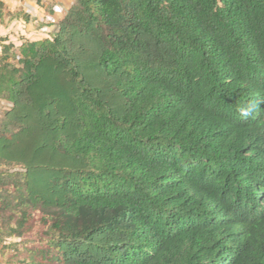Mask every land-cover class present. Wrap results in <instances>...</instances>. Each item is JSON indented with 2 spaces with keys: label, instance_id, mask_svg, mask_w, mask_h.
I'll return each instance as SVG.
<instances>
[{
  "label": "trees",
  "instance_id": "1",
  "mask_svg": "<svg viewBox=\"0 0 264 264\" xmlns=\"http://www.w3.org/2000/svg\"><path fill=\"white\" fill-rule=\"evenodd\" d=\"M65 12L0 37V264H264V0Z\"/></svg>",
  "mask_w": 264,
  "mask_h": 264
},
{
  "label": "crops",
  "instance_id": "2",
  "mask_svg": "<svg viewBox=\"0 0 264 264\" xmlns=\"http://www.w3.org/2000/svg\"><path fill=\"white\" fill-rule=\"evenodd\" d=\"M3 3V11L14 12V11H23L28 13L33 19L27 23L22 22L21 20H8V17L5 16L3 23H0V37L7 36L11 39H17L19 37L32 38L33 35L38 32L34 24L38 21L40 22L41 18L37 16L38 7L37 1L34 0H0ZM55 20V18L53 19ZM54 27L51 26L47 30H52Z\"/></svg>",
  "mask_w": 264,
  "mask_h": 264
},
{
  "label": "rangeland",
  "instance_id": "3",
  "mask_svg": "<svg viewBox=\"0 0 264 264\" xmlns=\"http://www.w3.org/2000/svg\"><path fill=\"white\" fill-rule=\"evenodd\" d=\"M32 2L34 0H31ZM38 7V14L41 18L40 22L58 20L66 13L67 7L71 4L72 0H36ZM40 33V32H38ZM36 34V33H35ZM35 34L32 38L35 37ZM5 102L0 101V119L3 116L4 111L7 109Z\"/></svg>",
  "mask_w": 264,
  "mask_h": 264
},
{
  "label": "clouds",
  "instance_id": "4",
  "mask_svg": "<svg viewBox=\"0 0 264 264\" xmlns=\"http://www.w3.org/2000/svg\"><path fill=\"white\" fill-rule=\"evenodd\" d=\"M256 106L254 104H250L247 106H241L238 108L239 114L241 117L247 119L250 117L255 111Z\"/></svg>",
  "mask_w": 264,
  "mask_h": 264
}]
</instances>
